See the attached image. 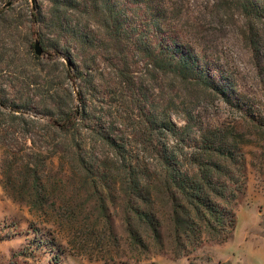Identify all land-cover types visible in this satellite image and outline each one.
<instances>
[{"label":"trees","instance_id":"16d2710c","mask_svg":"<svg viewBox=\"0 0 264 264\" xmlns=\"http://www.w3.org/2000/svg\"><path fill=\"white\" fill-rule=\"evenodd\" d=\"M213 21L240 22L254 90L202 53ZM211 96L242 122L198 115ZM248 144L260 168L264 0H0L4 186L22 177L20 189L45 193L40 174L58 155L94 186L126 185L156 240L166 213L177 237L190 228L222 243L245 192Z\"/></svg>","mask_w":264,"mask_h":264},{"label":"rangeland","instance_id":"374dc122","mask_svg":"<svg viewBox=\"0 0 264 264\" xmlns=\"http://www.w3.org/2000/svg\"><path fill=\"white\" fill-rule=\"evenodd\" d=\"M239 25L224 27L213 21L200 46L211 63L232 73L238 88L254 90ZM194 109L209 122H242L235 109L214 96ZM254 148L244 146L245 192L230 205L234 223L222 243L212 241L204 230L200 240L198 231L190 228L186 236L180 232L177 237L166 213H162L161 241L156 240L146 220L135 214L138 204L126 185L110 180L107 184L114 186L100 182L94 186L91 178L77 174L70 165L62 166L58 155L40 174L45 193L20 189L22 177L15 187L4 186L0 168V264H264V162L260 168L253 166ZM2 157L0 149V161Z\"/></svg>","mask_w":264,"mask_h":264},{"label":"water","instance_id":"95a60500","mask_svg":"<svg viewBox=\"0 0 264 264\" xmlns=\"http://www.w3.org/2000/svg\"><path fill=\"white\" fill-rule=\"evenodd\" d=\"M34 51H35L36 54H40L41 53V50H40L39 45H38L37 42L34 45Z\"/></svg>","mask_w":264,"mask_h":264}]
</instances>
